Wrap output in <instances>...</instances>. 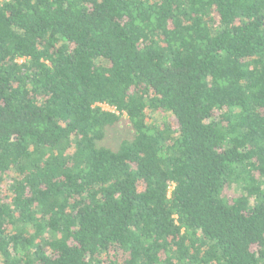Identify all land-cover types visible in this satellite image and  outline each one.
Masks as SVG:
<instances>
[{
    "label": "trees",
    "instance_id": "trees-1",
    "mask_svg": "<svg viewBox=\"0 0 264 264\" xmlns=\"http://www.w3.org/2000/svg\"><path fill=\"white\" fill-rule=\"evenodd\" d=\"M0 264H264V0H0Z\"/></svg>",
    "mask_w": 264,
    "mask_h": 264
},
{
    "label": "rangeland",
    "instance_id": "rangeland-1",
    "mask_svg": "<svg viewBox=\"0 0 264 264\" xmlns=\"http://www.w3.org/2000/svg\"><path fill=\"white\" fill-rule=\"evenodd\" d=\"M119 132H120V134H122V130H120L118 127L109 130V133L107 136V142H110L113 147H115L117 145L116 141L119 139V137H118Z\"/></svg>",
    "mask_w": 264,
    "mask_h": 264
},
{
    "label": "built area",
    "instance_id": "built-area-1",
    "mask_svg": "<svg viewBox=\"0 0 264 264\" xmlns=\"http://www.w3.org/2000/svg\"><path fill=\"white\" fill-rule=\"evenodd\" d=\"M103 106H105V105H103ZM106 108H109L108 106H106Z\"/></svg>",
    "mask_w": 264,
    "mask_h": 264
}]
</instances>
